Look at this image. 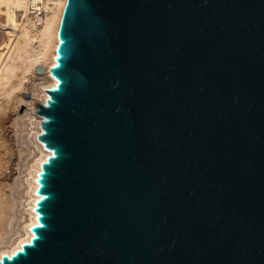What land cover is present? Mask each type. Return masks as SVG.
Masks as SVG:
<instances>
[{
  "label": "water",
  "instance_id": "95a60500",
  "mask_svg": "<svg viewBox=\"0 0 264 264\" xmlns=\"http://www.w3.org/2000/svg\"><path fill=\"white\" fill-rule=\"evenodd\" d=\"M57 33L0 264H264V0H66Z\"/></svg>",
  "mask_w": 264,
  "mask_h": 264
},
{
  "label": "bare ground",
  "instance_id": "6f19581e",
  "mask_svg": "<svg viewBox=\"0 0 264 264\" xmlns=\"http://www.w3.org/2000/svg\"><path fill=\"white\" fill-rule=\"evenodd\" d=\"M65 2L0 0V14L6 16V22H0V147L4 143L5 148H10V142L6 145L2 140L4 121L8 120L19 151L24 150L20 144L24 139L33 143L35 151L25 176L24 195L21 196L24 219L18 227V180L15 178L7 188L5 184L0 187V258L3 254L10 256L22 248L24 242L30 241L32 225L37 223L35 205L41 196L37 191L38 176L42 162L52 153L39 138L41 115L37 112V104L46 102L47 88L57 82L51 66L56 62L57 32ZM31 4L38 6L40 13L33 14ZM39 64L43 67L41 72L36 70ZM24 90L30 92L29 97L23 96ZM21 105L25 107L23 111L19 110Z\"/></svg>",
  "mask_w": 264,
  "mask_h": 264
},
{
  "label": "rangeland",
  "instance_id": "374dc122",
  "mask_svg": "<svg viewBox=\"0 0 264 264\" xmlns=\"http://www.w3.org/2000/svg\"><path fill=\"white\" fill-rule=\"evenodd\" d=\"M0 22H6V16L4 14H0ZM1 38L2 31L0 29V39ZM32 76L33 75H31V77ZM22 94L24 97L30 96V92L27 90L22 91ZM19 108L20 111H23L25 109L24 105L19 106ZM7 122L9 121H4L5 136L2 138V140L5 141L6 145H8V143L10 142V148H5L4 143L3 147H0V187L5 184V188H7V184L13 183L15 178L18 180L19 184L18 186H16V204L18 210L17 212L19 215V218L16 222V226L18 227L24 219V217L22 218L23 206L21 204V196L24 195L25 176L28 165L31 163L35 155V151L33 143L31 141H28V139L22 140V143L20 144L23 145L24 150L19 151V147L16 144L14 133ZM20 155L22 158L19 157Z\"/></svg>",
  "mask_w": 264,
  "mask_h": 264
},
{
  "label": "built area",
  "instance_id": "2783aa9c",
  "mask_svg": "<svg viewBox=\"0 0 264 264\" xmlns=\"http://www.w3.org/2000/svg\"><path fill=\"white\" fill-rule=\"evenodd\" d=\"M31 12H32L33 14H35V13H40V9H39L38 6H36V5H32V4H31Z\"/></svg>",
  "mask_w": 264,
  "mask_h": 264
}]
</instances>
